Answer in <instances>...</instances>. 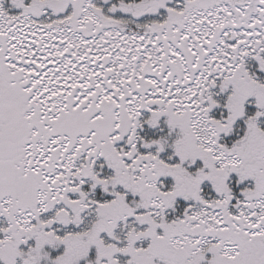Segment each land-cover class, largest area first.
I'll use <instances>...</instances> for the list:
<instances>
[{"label": "snow or ice", "instance_id": "6c2138e0", "mask_svg": "<svg viewBox=\"0 0 264 264\" xmlns=\"http://www.w3.org/2000/svg\"><path fill=\"white\" fill-rule=\"evenodd\" d=\"M0 264H264V0H0Z\"/></svg>", "mask_w": 264, "mask_h": 264}]
</instances>
